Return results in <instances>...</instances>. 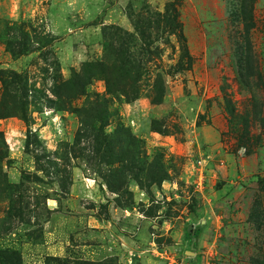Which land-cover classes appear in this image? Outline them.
<instances>
[{
    "label": "rangeland",
    "instance_id": "1",
    "mask_svg": "<svg viewBox=\"0 0 264 264\" xmlns=\"http://www.w3.org/2000/svg\"><path fill=\"white\" fill-rule=\"evenodd\" d=\"M0 134V264H264V0H0Z\"/></svg>",
    "mask_w": 264,
    "mask_h": 264
},
{
    "label": "trees",
    "instance_id": "2",
    "mask_svg": "<svg viewBox=\"0 0 264 264\" xmlns=\"http://www.w3.org/2000/svg\"><path fill=\"white\" fill-rule=\"evenodd\" d=\"M245 9L247 11V8H245ZM169 24L172 27V31L171 32L175 33L176 27L177 26L179 27V25L176 24V20L173 19V22L169 23ZM145 25H146V29H148V30H150L152 28L151 24H143L142 27L145 28ZM119 54H120L121 57H123L122 60L117 61V63H119V65H120L119 69L121 71H123L126 75L132 73V71L134 70L133 64L131 63L133 58L130 55L125 54L124 49H120L119 50ZM242 56L243 55H241V59H242ZM241 59H240V62H241ZM242 60H243L244 64L247 66V61H248L247 57H244ZM23 118L26 120L27 117L23 114ZM0 140H1L0 144L1 145H5V141H3L2 137H1V134H0ZM28 142L30 144V139H29ZM5 154L7 155V153H3V152L0 151V159L7 157V156H5Z\"/></svg>",
    "mask_w": 264,
    "mask_h": 264
}]
</instances>
